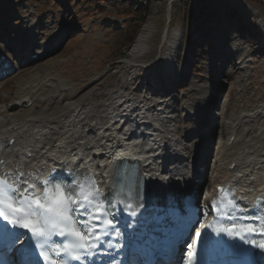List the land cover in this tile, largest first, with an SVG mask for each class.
Listing matches in <instances>:
<instances>
[{"label": "rangeland", "instance_id": "1", "mask_svg": "<svg viewBox=\"0 0 264 264\" xmlns=\"http://www.w3.org/2000/svg\"><path fill=\"white\" fill-rule=\"evenodd\" d=\"M169 1L0 0V46L7 53L14 52L10 47L22 48V43L15 39L18 37H25V42L30 38L35 43L39 42L38 39L47 38L44 41L47 45L55 34L62 36L64 42L63 47L48 59L38 61L1 83L0 98L15 96L19 84L35 73L42 76L37 84L45 78L60 79L67 84L69 89L62 95L68 99L63 98L65 101L82 100L91 90H109L120 81V77L131 78V73L125 71L124 64L119 62L125 58L141 27L151 23V52L145 60L156 63V68L161 67V59L164 53L171 52L170 44L173 42L176 55L186 66L182 72L189 71L183 81L169 88L176 99L173 107L177 108L175 118L180 121V131H187L199 123L204 124L205 129L211 126L209 122L215 117L210 116L209 119V111L215 116L222 100L224 109L227 106L223 123L235 111L257 109L263 104L264 50L258 49V45L264 39V0H174L170 6ZM167 20H170V40L163 44ZM173 31L178 35L175 39ZM33 33H37V39ZM182 33L185 44L180 54ZM13 40L16 42L13 43ZM224 43L236 45L239 50L223 56L221 48ZM233 53H237L235 60L236 56H245L247 62L250 61L249 64L246 62L248 67L237 69L233 65L221 67L223 63L218 61L212 63L219 54L231 61ZM227 60L220 61L228 63ZM7 61L10 62L9 59ZM139 81L144 84L141 92L146 88L147 81L141 78ZM32 85L34 83L27 84L26 91ZM63 100L57 102L54 99L50 110L57 108ZM209 100L212 105L208 111ZM219 119L221 117L217 122H220ZM257 122L264 125V120L260 118ZM209 133L206 129L205 135ZM249 142L256 143L258 140L252 138Z\"/></svg>", "mask_w": 264, "mask_h": 264}, {"label": "bare ground", "instance_id": "2", "mask_svg": "<svg viewBox=\"0 0 264 264\" xmlns=\"http://www.w3.org/2000/svg\"><path fill=\"white\" fill-rule=\"evenodd\" d=\"M173 1L171 0L170 5ZM150 24L141 27L127 49L125 58L119 62L124 64L125 71L131 73V78L120 77V81L109 90L104 92L91 90L82 100L64 101L62 95L69 89L67 84L55 78H45L37 84L42 76L35 73L18 83L17 92L7 103L8 106L4 107L2 103L6 99L0 98V159H2L0 171L20 173L32 183L38 173L49 166L51 161L53 164L62 162L80 169L87 168L96 174L102 183L107 184L110 180L113 155L120 152L135 153L138 157L145 155L142 171L145 176L154 180L151 185L159 194H162L164 187L170 186L184 191L190 187L195 178H200L199 167L203 166L202 157L211 143L210 134L205 135V130L210 132L213 123L211 126L208 125L210 128L207 126L205 129V125L199 123L182 132L178 126L180 121L175 118L177 108L173 107V104H176L174 95L168 100L164 99L165 104L158 108L160 111L163 110L161 112L153 108L155 103H152L149 97L143 96L141 99L136 97V93L140 92L144 85L139 79L146 80L150 86L149 82L156 77L154 75L156 63L145 60L147 54L151 52ZM168 33L167 27L162 38L163 44L170 40ZM173 36L175 39L178 35L173 31ZM261 40L258 49L264 50V39ZM59 42V38L56 37L45 44L46 46L35 47L29 52L26 61H30L33 53L41 55L50 52L59 45ZM170 46L174 48L175 44L172 42ZM238 50L239 48L236 51ZM171 54L172 52L164 53L161 59L164 64L166 62L168 72L171 71ZM222 54L229 56L231 53L222 51ZM0 55H3L1 49ZM222 59L227 60L224 57L220 60ZM227 61L232 66V61ZM175 82L173 78L166 85L173 87ZM29 83L34 85L29 86L30 90L26 91ZM54 99H57V102L63 100L62 105L50 110ZM28 101L32 103L26 107ZM138 101H148L147 105L151 107L150 112L138 121L148 125L149 130L158 138L157 143L164 147L151 154L144 153L137 144L129 146V143L120 141L119 131L113 132L115 129L118 130L116 124L124 119L127 107ZM185 103L189 106V103ZM18 104L24 107L18 109ZM187 106L184 105L185 110ZM263 109L264 103L257 109L235 111L223 123V133H227V139L221 141L215 172L210 177L213 183L231 180L229 166L233 163L241 173V177L232 179H235V184L239 185L244 199L255 194L257 190L264 193V186L261 185L264 183V125H260L261 128L259 126L254 131L255 122L260 118L257 114ZM224 110L222 104L221 115L224 114ZM251 124L254 126L251 127ZM93 130L98 131L94 134ZM233 133L235 138L232 144L228 145V137ZM10 138L14 139V144L7 146ZM252 138L258 142H249ZM168 162L177 167L175 170L169 168L167 173L165 170L169 166ZM174 176L179 179L177 184H174Z\"/></svg>", "mask_w": 264, "mask_h": 264}, {"label": "snow or ice", "instance_id": "3", "mask_svg": "<svg viewBox=\"0 0 264 264\" xmlns=\"http://www.w3.org/2000/svg\"><path fill=\"white\" fill-rule=\"evenodd\" d=\"M24 187L8 183L0 179V220L14 227L26 229L31 233L30 239L36 241V247L43 249L40 255L47 264H70V261H81L90 256L94 249L100 247L104 237L109 235L108 229L115 228L111 201L98 188L94 179L83 182L75 178L71 183L43 181L42 191L34 183L20 181ZM219 201L214 200L213 208L222 214L223 219L233 221L230 225L213 229L226 233L231 238H239L246 244L264 250V210L257 209L258 214L252 216H236L242 211L234 195L226 189H220ZM131 208L132 205L125 204ZM132 216L137 212L132 211ZM252 220L255 223L237 224L236 220ZM259 236V241L249 239ZM61 237L56 243L53 237ZM202 233L196 232L195 239L199 243ZM12 243L18 239L17 233H9ZM109 247H115L109 241ZM193 248L194 245H189ZM196 252L190 251L185 264H195Z\"/></svg>", "mask_w": 264, "mask_h": 264}]
</instances>
